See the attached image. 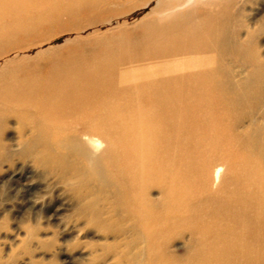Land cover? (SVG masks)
I'll return each mask as SVG.
<instances>
[{"label":"bare ground","instance_id":"6f19581e","mask_svg":"<svg viewBox=\"0 0 264 264\" xmlns=\"http://www.w3.org/2000/svg\"><path fill=\"white\" fill-rule=\"evenodd\" d=\"M152 1L0 0V136L15 119L24 161L134 234L129 264L185 231L200 264H264V28L242 32L237 0L107 27Z\"/></svg>","mask_w":264,"mask_h":264},{"label":"rangeland","instance_id":"374dc122","mask_svg":"<svg viewBox=\"0 0 264 264\" xmlns=\"http://www.w3.org/2000/svg\"><path fill=\"white\" fill-rule=\"evenodd\" d=\"M134 1L129 0V4ZM156 2L153 0L127 16L118 17L107 27L133 23L147 15ZM233 16L242 32L246 27L264 28V0H237ZM92 30L89 28L81 34L87 35ZM74 35L62 34L43 47L62 45ZM259 41L264 51V30ZM18 135L16 121L11 119L0 136V264H129L137 249L126 244L135 235L89 221L85 213L89 209H83L89 200L80 199L72 185L24 161L18 148ZM152 195L159 197L157 190ZM177 230L181 232L182 227L179 225ZM182 233L156 240L154 264L202 263L191 253V248L195 249L192 236L187 231ZM111 246L116 249L106 260L95 259ZM216 250L221 254L222 250Z\"/></svg>","mask_w":264,"mask_h":264}]
</instances>
